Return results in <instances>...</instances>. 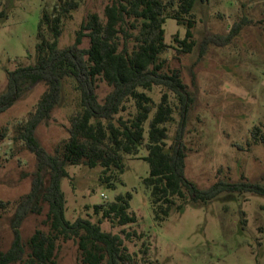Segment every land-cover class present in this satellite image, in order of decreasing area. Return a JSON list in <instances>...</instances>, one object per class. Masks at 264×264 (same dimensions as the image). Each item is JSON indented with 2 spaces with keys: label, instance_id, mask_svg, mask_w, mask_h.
Here are the masks:
<instances>
[{
  "label": "rangeland",
  "instance_id": "374dc122",
  "mask_svg": "<svg viewBox=\"0 0 264 264\" xmlns=\"http://www.w3.org/2000/svg\"><path fill=\"white\" fill-rule=\"evenodd\" d=\"M66 1L76 9L66 19L59 48L70 46L79 25L95 13L103 18L111 0H0V95L6 89V75L19 66L35 63L37 23L41 11ZM194 46L178 52L176 35L182 40L183 26L172 19L163 24L169 46L165 70L180 71L191 103L184 131L185 178L200 189L217 181L242 179L264 186V0H206L193 8ZM240 32L228 44L205 43L213 36H227L234 24ZM88 47L85 38L81 45ZM45 91L37 84L25 91L15 104L0 114V251L12 242L10 228L14 203L28 193L36 160L16 140L18 127L34 112ZM110 91L104 83L97 89L99 100ZM158 100V89L153 93ZM77 94L72 78L62 82V95L50 119L38 126L35 137L50 154L67 138L70 117L76 110ZM259 129L257 138L253 129ZM175 122L169 129L170 144ZM146 151L124 155L123 170L108 187L99 181L100 167L66 166L68 177L60 186L65 198V219L78 217L95 222L93 206L111 203L117 195L131 194L129 212L134 225L117 227L102 221L101 228L113 234L135 232L140 238L125 241L131 260L123 264H264V196L251 193H222L211 201L186 205L180 214L172 212L162 223L153 220L149 194L142 181L149 167ZM113 174V170L109 172ZM47 208L28 215L20 226L26 242L35 230L47 231ZM57 264H79L80 253L73 240L60 241ZM23 264V263H16Z\"/></svg>",
  "mask_w": 264,
  "mask_h": 264
},
{
  "label": "trees",
  "instance_id": "16d2710c",
  "mask_svg": "<svg viewBox=\"0 0 264 264\" xmlns=\"http://www.w3.org/2000/svg\"><path fill=\"white\" fill-rule=\"evenodd\" d=\"M198 0H111L104 7L103 18L90 14L75 32L70 46L59 48L62 27L76 9L74 2L54 5L41 11L37 23L35 63L19 66L6 75V89L0 95V114L11 108L22 94L43 84L34 112L17 129L16 140L34 155L36 170L30 189L15 203L10 228L12 242L0 251V264H57L60 241L73 240L79 264H123L131 260L125 241L140 238L135 232L113 234L102 230V221L113 226L134 225L136 215L129 212L131 194L93 206L99 218L93 222L78 217L65 219L62 179L68 177L66 166L100 167L99 181L113 187L123 170L124 155L136 156L143 147L149 167L142 181L149 194L153 220L162 224L172 212L180 214L186 205L211 201L222 193H251L264 196V186L248 180L229 183L217 181L200 189L184 176L186 148L183 142L190 93L180 71L165 70L169 49L163 24L172 19L185 28L184 37L173 41L178 52L189 53L194 46L193 8ZM205 2L206 0H199ZM242 23L234 24L227 36H213L205 43L228 44L240 32ZM88 39V47H81ZM72 78L77 94L76 110L70 117L67 138L48 153L38 142V126L50 119L62 95V82ZM104 83L110 91L99 100L97 89ZM158 89V100L153 97ZM175 122L172 142L169 129ZM259 129L252 131L254 139ZM4 133L0 128V139ZM113 170V174L109 172ZM116 178V179H115ZM6 203L0 202V206ZM47 208L44 224L24 242L20 226L28 215H39Z\"/></svg>",
  "mask_w": 264,
  "mask_h": 264
}]
</instances>
